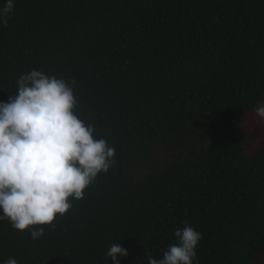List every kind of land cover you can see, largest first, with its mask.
Instances as JSON below:
<instances>
[{"label": "trees", "instance_id": "16d2710c", "mask_svg": "<svg viewBox=\"0 0 264 264\" xmlns=\"http://www.w3.org/2000/svg\"><path fill=\"white\" fill-rule=\"evenodd\" d=\"M31 70L74 88L116 163L39 239L0 220V264H114V243L149 264L186 224L198 264H264V0H15L0 101Z\"/></svg>", "mask_w": 264, "mask_h": 264}, {"label": "clouds", "instance_id": "9594fccd", "mask_svg": "<svg viewBox=\"0 0 264 264\" xmlns=\"http://www.w3.org/2000/svg\"><path fill=\"white\" fill-rule=\"evenodd\" d=\"M15 0L0 7V24L7 25ZM16 94L0 101V220L32 239L44 235L45 225L72 208L84 197L100 173L116 163V149L94 137V126L85 124L74 109V88L64 79L31 70L17 80ZM264 120V105L254 106ZM177 243L162 259L149 257V264H198L197 246L202 239L190 225L174 232ZM106 255L120 264L128 250L112 244ZM3 264H18L9 257Z\"/></svg>", "mask_w": 264, "mask_h": 264}, {"label": "rangeland", "instance_id": "374dc122", "mask_svg": "<svg viewBox=\"0 0 264 264\" xmlns=\"http://www.w3.org/2000/svg\"><path fill=\"white\" fill-rule=\"evenodd\" d=\"M252 122L254 123V124H256V125H262V127H264V123H263V121L261 120V119H259L258 117H256V115H254L253 117H252ZM246 123L248 122V121H245ZM202 127H201V132L202 133H204V132H206V130H205V127L207 126H210V124H211V122L209 121V120H207V119H204L203 121H202ZM206 127V128H207ZM163 155V153L161 152V151H157L156 153H154V156H156V157H161ZM142 166V165H141ZM136 172H139L138 171V167L136 168V171H135V173Z\"/></svg>", "mask_w": 264, "mask_h": 264}]
</instances>
